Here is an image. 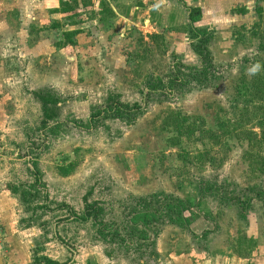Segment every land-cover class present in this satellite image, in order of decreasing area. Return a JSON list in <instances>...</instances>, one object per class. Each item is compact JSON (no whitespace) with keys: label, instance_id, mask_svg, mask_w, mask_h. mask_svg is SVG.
Returning <instances> with one entry per match:
<instances>
[{"label":"rangeland","instance_id":"374dc122","mask_svg":"<svg viewBox=\"0 0 264 264\" xmlns=\"http://www.w3.org/2000/svg\"><path fill=\"white\" fill-rule=\"evenodd\" d=\"M71 1L0 0V169L32 251L70 264L56 232L82 255L155 264V239L171 235L175 264H264V0H77L69 19ZM193 28L210 34V69L193 53ZM173 57L189 83L146 98L147 80L173 77ZM37 92L59 100L45 127ZM110 96L142 114L88 124ZM203 185L216 194L200 197ZM171 197L188 227L167 209L150 218L149 241L128 239L131 216ZM84 199L123 233L60 223ZM236 199H251L243 214Z\"/></svg>","mask_w":264,"mask_h":264},{"label":"trees","instance_id":"16d2710c","mask_svg":"<svg viewBox=\"0 0 264 264\" xmlns=\"http://www.w3.org/2000/svg\"><path fill=\"white\" fill-rule=\"evenodd\" d=\"M81 2L83 5L86 4L85 0H82ZM77 5H78L77 0H72L69 3L68 2L64 3L63 9H65L64 12L66 11V13H68L67 17L69 19H73L75 16L78 15L77 13H74ZM58 24L59 23L57 22L54 23V28H57L59 26ZM193 33L195 36H197L194 41L201 40L200 45H194V44L192 45L193 53L200 60V66L203 69H210L211 68L210 53L207 51L205 47V44H206L205 42L207 40H204L205 38H209L210 34L208 33L207 30H197L195 28H193ZM206 35L208 37H206ZM263 39H264V36H263ZM261 48L264 52V45H262ZM173 59H175V62L173 65L174 66L173 77L168 79L164 87L158 84H155L151 80H147L145 84V89L147 92L144 94L146 98L157 93L159 91V88L161 89L165 88L171 92L173 86L178 85L179 87H181L184 84L189 83L188 82L189 79L187 81L183 80V78H188V76L187 75L182 76L181 71H179V69L184 68L185 65L179 62V60H177L176 57H173ZM190 79L192 81L199 82L200 84L202 83V80L197 79L195 76H191ZM34 95L37 97V99L41 103V111H42V117H43L41 124L43 127H45L47 125V121L52 120L51 112H53V110L52 111L50 110V106L56 107L57 104L59 103V100L53 95H51L50 93L42 94L40 92L39 93L37 92ZM142 112H143V107H141L137 103H134L133 105L124 104L119 101L118 97L110 96L108 97L106 104L103 106V108L96 109L95 111L91 113L90 118L88 120V124H91L95 119H98V117L100 116H104V118L110 117L112 119L124 120V121H128L132 123L136 120V118L139 115L142 114ZM258 126L263 127L264 126L263 121H260L258 123ZM260 143L264 144V132L261 136ZM35 176H36V183L39 184L40 179H39V175L37 172L35 173ZM214 194H216V191H212L210 187H207L205 185H203L202 188L200 187V197L213 196ZM250 201L251 199H248V200H245L244 203H241L239 199H236V202L241 206L242 214L247 209ZM83 203H84V206H83V212L81 213V215L71 212V217L65 218L60 223L72 221V222H77L79 224H87L89 221H93L98 226L97 233L99 235H103V236L112 235L113 236V235H117L118 233H123V231H120L118 227L116 228L115 226L109 227V228L106 227L105 224L99 219V216L102 213V208L99 206L98 203L96 202L89 203L87 202L86 199H84ZM164 210H167L169 213V215H166V216L168 220L170 221V223L176 224L180 227L189 226L188 219L184 217L182 213L183 206H182L181 201H179V199L176 197H171V203H165L161 205L160 209L155 210L153 213L147 212V213H144L143 215L140 213H135L133 216H131L128 222L131 227V231L129 230V232L126 233L128 234L127 235L128 239H130V235L132 234L134 236L133 238L136 239L137 241H141V242L149 241V235H148V230L146 229V226L148 225V223H150L149 220H151L150 219L151 217L159 218L160 212ZM170 210H174L175 213L173 214L175 215V217L173 215H170ZM141 216H142V219L140 220ZM137 226L142 227V230L138 232ZM203 234L205 235L206 233H203ZM54 238L59 243L64 245L67 249L71 250L67 245H65V243H63V241L59 238L56 232H54ZM152 245H154V243H152ZM34 254H35L34 259L31 264H58L55 261H52L46 257L37 256V252ZM63 264H68V263H63Z\"/></svg>","mask_w":264,"mask_h":264},{"label":"crops","instance_id":"0c3cea01","mask_svg":"<svg viewBox=\"0 0 264 264\" xmlns=\"http://www.w3.org/2000/svg\"><path fill=\"white\" fill-rule=\"evenodd\" d=\"M2 174L3 170L0 169V264H31L35 255V251H32L33 241L31 240L34 235L30 232L29 227H20L16 197L11 193L8 185L2 183ZM160 236L155 239L154 260L152 262L155 264H175L170 258L173 256L172 250L174 249L171 245L175 244L173 242L174 237L170 235L168 239L164 237L161 239ZM167 242L169 244L165 246ZM65 250L66 253L72 254L73 260L70 264H119V261L105 254H99L96 250H90L85 255L67 248ZM37 256H42V253H37ZM43 257L58 264L64 263L51 259L50 255L47 254H44ZM138 264L148 263L142 260Z\"/></svg>","mask_w":264,"mask_h":264}]
</instances>
